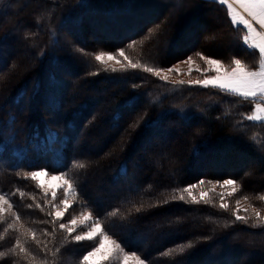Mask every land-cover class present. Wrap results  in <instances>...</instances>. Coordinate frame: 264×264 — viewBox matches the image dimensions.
Instances as JSON below:
<instances>
[{"label": "trees", "instance_id": "obj_1", "mask_svg": "<svg viewBox=\"0 0 264 264\" xmlns=\"http://www.w3.org/2000/svg\"><path fill=\"white\" fill-rule=\"evenodd\" d=\"M244 33L217 0H0V194L13 196L15 212L0 221V264H77L95 242L58 225L89 211L147 264H264V223L236 211L239 200L264 215V124L246 119L254 101L176 83L203 78L198 71L165 81L95 60L123 48L164 70L189 56L203 69L197 53L255 69ZM41 169L74 181L55 222L48 213L63 191L53 200L23 175ZM225 179L238 188L228 209L215 193L207 204L178 199L189 184ZM16 239L32 255L10 253Z\"/></svg>", "mask_w": 264, "mask_h": 264}, {"label": "snow or ice", "instance_id": "obj_2", "mask_svg": "<svg viewBox=\"0 0 264 264\" xmlns=\"http://www.w3.org/2000/svg\"><path fill=\"white\" fill-rule=\"evenodd\" d=\"M218 2L221 5H227V13L233 25H242L246 29L247 34L243 37V42L249 49H258V67L255 69L250 68L241 59L233 58L231 65L226 68L220 60L204 57L200 53H197V55L200 56L201 59L205 60L206 64L210 67L203 69L199 67L196 69L190 68L189 72H201V74L205 75V78L202 80H189L187 82L181 80L176 83H188L200 85L202 87L218 88L223 93L239 98V100L255 101L254 110L251 115L246 117V119L249 121H259L264 124V0H218ZM134 43L135 42H133V44ZM131 46L132 45L130 44L129 47ZM119 55L123 57L124 60L128 61V63H121L120 60L116 59L111 52H100L95 55V60L105 66V71L110 70L112 72H116L126 70L129 67L132 69L143 67L145 71L153 73L160 79L165 81L168 80L167 75H161V73L164 72V69L147 67L140 61L133 62L126 55L123 48L119 49ZM113 60H115L116 64L120 66L119 68L115 65L109 64V61ZM187 62L189 64L194 63L191 56L187 58ZM172 70L173 69H168L169 72ZM208 72H214L215 75H207ZM79 167L83 168L85 165L80 164ZM23 175L26 179L30 178L32 181L37 182L36 186L43 189L45 195L48 194V189L44 187V182L40 179L42 176L48 175L47 170L41 169L38 171H31L24 173ZM51 180L60 181V183L52 185V199H56L57 192L59 190H62L64 195V199L60 201V203L64 206V211L57 210L54 213H48V215L53 217V221L55 222V220L62 218L65 215V211L71 207V203L68 201L67 197L70 193H75V186L74 181L68 179L65 173H61L59 176L53 175L51 176ZM198 183L199 185H204L205 181L200 180ZM207 183L212 185V187L208 191H200L199 197H197V195L193 192V189L197 187V184H189L182 190H179L178 199L180 201H184L186 194L187 198L193 204H199L201 202L206 204L211 203V194L215 192L217 184H220L222 188L233 186L231 187V191L227 193L228 196H231L238 191V188L235 187V185H237V181L233 179H225L222 182L216 181V183L209 180ZM21 195L23 194L21 193ZM216 195L219 196L221 201L219 207L228 209L229 204L224 202V194L217 193ZM5 197L8 198L6 199ZM12 198L13 196L8 193L0 195V221L5 219L2 214L8 209H12L14 207L12 203H9V200ZM172 199L175 200L177 197L173 196ZM259 199L264 202V195L260 196ZM74 202L75 201L72 203ZM164 202L167 203L168 201L166 200ZM239 203V200H237V206H239ZM4 205H7V209ZM52 206L55 207V205ZM29 207H31V205H29ZM37 207L41 206L37 204ZM137 211H139V209H137ZM236 211L237 213L239 212V207H237ZM245 211L247 210L245 209ZM118 213L119 209H116L108 215L114 216ZM254 215L258 224L264 223V215H261L260 212L255 210ZM247 219V216H240L239 214H236V220L247 221ZM15 220H20V216L18 214H15ZM68 224L71 226H68L65 223H59L58 226L60 229L65 230L69 234L77 232L78 228L82 229L79 234L72 236L74 241L79 242L88 240L95 242L91 246V250L86 251L77 264H109V262H111V264H147L146 260L142 259L140 255H137L136 252L129 254L121 247L120 244L111 239L107 232H105L104 226L100 223L99 218H94L91 211L87 213L82 212L79 218L73 217ZM14 227L15 223H9L5 231L13 229ZM28 232H30L32 238L35 239V232L31 229H29ZM36 243L37 245L40 244L39 241H36ZM185 247H187V245ZM170 251L168 253H164L163 255H169ZM178 251L183 252L184 247L179 248ZM9 252H18V254L24 255L25 258L32 255L19 239L15 240V245L13 248L9 249ZM5 255H7V253L0 252V256ZM13 264H16V262L14 261Z\"/></svg>", "mask_w": 264, "mask_h": 264}, {"label": "rangeland", "instance_id": "obj_3", "mask_svg": "<svg viewBox=\"0 0 264 264\" xmlns=\"http://www.w3.org/2000/svg\"><path fill=\"white\" fill-rule=\"evenodd\" d=\"M218 1V0H217ZM226 7H227V5H225ZM240 26H242V25H240ZM243 27V26H242ZM258 27V26H257ZM244 28V27H243ZM244 30H245V33H244V36L247 34V31H246V29L244 28ZM257 51H258V49H256ZM115 57H116V59H118V60H120V62L121 63H123L124 64V58L123 57H121L120 55H115V54H113ZM212 59V58H211ZM194 61V60H193ZM109 64H112V65H118V64H116V62H115V60H113V61H109ZM259 65V64H258ZM199 67V65H198V63H196L195 61H194V63H192V64H189L188 62H187V60H184V61H180V62H178V63H176L173 67H171V68H168V69H173L171 72H169L168 71V69H165L164 70V72H162L161 73V75H167L168 76V80L169 79H171V80H175V79H177L178 77L176 76V74H184V75H189L190 74V72H189V69L190 68H192V69H196V68H198ZM208 67H210V66H208L207 64H206V61H205V67L204 68H208ZM200 68V67H199ZM177 69H178V71H177ZM176 73V74H175ZM207 75H215V73L214 72H208L207 73ZM186 76H184V77H186ZM205 78V75L203 76V78H201V80L202 79H204ZM254 103H255V101H254ZM253 110H254V108H253ZM252 114V113H251ZM102 142V140H99V143H97V144H100ZM93 160H95V159H93ZM250 164L251 165H254V166H256V160H253V161H250ZM45 170V169H44ZM38 171V170H37ZM47 173H48V175L47 176H42L40 179L44 182V187L45 188H47L48 189V193H50L51 194V191H52V185H54V184H57V183H60V181H53V180H51V176H53V175H55V176H59L61 173H50V172H48L47 171ZM212 187V185L210 186V187H206V186H204V185H197V187L195 188V189H193V192L197 195V197H199V192L200 191H208L210 188ZM231 187H233V186H227V187H221L220 186V184H217L216 185V188H215V194H214V196H215V198H219V196L218 195H216L217 193H223L224 194V199H226V198H228V195H227V193L228 192H230L231 191ZM43 190V189H42ZM0 195H3V194H0ZM6 199L8 198V197H5ZM69 202H70V200H68ZM9 203H11L10 202V200H9ZM4 207L7 209V205H4ZM237 207H239V209H241V210H245V209H250V210H252L253 212H254V208L253 207H249L248 205H247V203L246 202H244V201H242V202H240L239 203V206H237ZM57 210H61V211H64V206L63 205H61V207H59L58 209H56V211ZM14 209L12 208V209H8L6 212H4L2 215L3 216H5V215H14ZM85 213H87V212H85ZM80 216H78L77 218H79ZM67 225L68 226H71L70 224H68L67 223ZM111 237V239H113V240H115L118 244H120L115 238H113L112 236H110ZM121 245V244H120ZM121 247L124 249V247L121 245ZM125 250V249H124ZM126 252H128L129 254H131L132 252L131 251H127V250H125ZM138 255V254H137ZM109 263H111V262H109Z\"/></svg>", "mask_w": 264, "mask_h": 264}]
</instances>
